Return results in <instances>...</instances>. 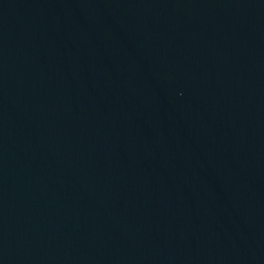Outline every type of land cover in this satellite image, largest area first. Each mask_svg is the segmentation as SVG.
I'll list each match as a JSON object with an SVG mask.
<instances>
[{
  "label": "water",
  "instance_id": "1",
  "mask_svg": "<svg viewBox=\"0 0 264 264\" xmlns=\"http://www.w3.org/2000/svg\"><path fill=\"white\" fill-rule=\"evenodd\" d=\"M0 264H264V0H0Z\"/></svg>",
  "mask_w": 264,
  "mask_h": 264
}]
</instances>
